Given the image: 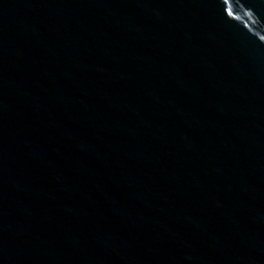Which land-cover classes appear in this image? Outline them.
<instances>
[{
    "label": "water",
    "instance_id": "obj_1",
    "mask_svg": "<svg viewBox=\"0 0 264 264\" xmlns=\"http://www.w3.org/2000/svg\"><path fill=\"white\" fill-rule=\"evenodd\" d=\"M0 264H264V0H0Z\"/></svg>",
    "mask_w": 264,
    "mask_h": 264
}]
</instances>
